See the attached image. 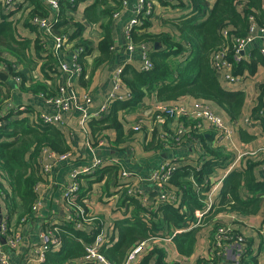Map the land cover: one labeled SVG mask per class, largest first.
<instances>
[{
    "label": "crops",
    "instance_id": "crops-1",
    "mask_svg": "<svg viewBox=\"0 0 264 264\" xmlns=\"http://www.w3.org/2000/svg\"><path fill=\"white\" fill-rule=\"evenodd\" d=\"M27 1V10L25 16L19 17L18 14L12 13L8 18L12 21H26L28 24L29 10L33 8L30 5V1ZM137 0H126V5H122L118 0H109L106 4H103L102 0H77L74 14L69 19V24H66L65 31L69 36L79 37L86 45L89 46L90 54L85 57L80 56L79 64L81 65L80 75H68L61 71L60 68L50 63L49 66H55V70L52 69L49 77L42 74L41 67L43 68L45 63L53 57L46 50H38L35 43L38 41V31L32 26L33 30L22 29L18 33L19 40L30 41L29 60L31 66L21 65V71L18 74L21 78L20 85L16 86L9 80L10 68L9 65L14 61L8 57L3 56L0 61V72L7 74L6 83L8 85L4 88L0 86V92L8 93L9 101L5 103L2 110H0V117L7 115L8 113H16V108L19 106H29L30 110L35 113H45V111L51 112L53 105L47 104L42 99L39 93L33 91V87L37 83L43 84L49 88H53L54 94L58 96L60 94V87H64L61 92L63 96H76L79 101L81 97L88 96V109L89 112H93L99 108L101 104L111 98L110 109L107 116L110 115L111 108L116 103L126 102L131 99V94L121 82L120 87L115 86L114 73L116 69L122 65V71L127 64L133 65L138 72H141L142 66V52H151L152 47L147 43L135 44L131 37V32L127 35L128 39H132L131 42L134 46V51L131 53L126 48L129 41L126 38V31L128 25L136 17L134 12V6ZM42 13L39 15H49L48 9L43 6ZM99 4L100 10L112 11L111 25L108 28V32L111 36L112 44L110 46L111 58L109 61L96 64L100 54L98 49V43L102 40L104 33L106 32L104 26H106V20H100L96 23H90L85 16L86 8L91 5ZM155 12H153V18H151V24L147 29L136 30L137 35L156 33L166 29L165 24H160V18H166L170 16V13L163 10V8L155 6ZM49 18L53 20L54 15L50 14ZM249 27L248 35L254 39L251 47L262 50L264 48V26H259L253 20ZM167 30V29H166ZM78 33V34H75ZM126 38V39H125ZM130 43V42H129ZM155 44V43H154ZM153 44V48H154ZM49 47H53V42H49ZM159 47V45H158ZM248 51V50H247ZM73 54L72 50L63 49L60 51L61 60L68 64L69 67L73 66ZM150 54V53H149ZM130 58H135L130 60ZM49 69L48 66L44 70ZM226 91L238 92L241 91L245 96V106L242 116L236 121L230 120L227 113L223 110H215L209 107L214 113H216L222 121L227 125H230L232 130V136L229 140L219 143L217 149L220 155H207L203 156L202 152H196L193 150L192 143H197L196 140L190 138L188 140L185 137L179 145L174 147H168L165 145V141H162L163 132L172 133L173 121L165 122L163 124L157 123L156 125H150L146 123L142 130L134 132L132 126L136 122L139 116L146 119L149 118L153 106L156 103L155 95H147L145 100L138 104L136 109H118L116 111L117 119L120 125H122V141H118V131L114 129H106L96 134V141L91 135L88 124L91 119L85 124V132H83L80 122L82 120L83 113L80 110L72 109L71 111L62 114V123L55 125L60 126L63 129V134L66 142L70 147L68 152V158L64 161H55V156H50L51 152H46L42 163L52 164L50 173H44L40 168L39 173L41 180L37 183V199L36 203L39 205L33 215L28 216L24 222H20L18 229L22 233V242L18 245L15 251H9L7 247L10 264H44L41 262V257L45 255L43 252L41 243V234L44 230L50 227H60L64 222L68 221L69 216L73 219L77 216L76 212H73L71 207L66 205L64 197V189L72 182L70 173L73 170H80L84 167H90L93 157L91 151L87 147V140L91 143V148L95 151L98 157L101 159L100 167L94 174L78 177L77 179V197L82 195L85 197L86 210L89 215L95 217V221L100 222L101 230L106 231L109 228L112 229L114 222L122 221L125 216H131L137 214V210L134 206H129L128 203H124L121 190L126 189V193L130 197H137L139 199V191H142L146 196V206L148 203L152 204L155 208L159 204H165L168 202L161 201L156 188L155 183L149 181L151 173L164 161L172 158H179L180 167L190 166L189 169H201L202 165L206 162H210L213 166V170L208 174L210 188L204 193H200V186L190 178L193 191L199 196H196L195 206L188 204L183 199L182 192H179L177 187L169 188L167 185L163 189V192L168 198L174 195L173 205L175 209H178V213L183 216L184 222L189 221V225L197 223V215L202 212L209 204L217 206L222 199V193H225V197L228 198V191L231 186L228 184L237 174L243 171L245 162L251 163L255 161H263L264 157H249V153L252 151H258V149L264 148V129L261 124L256 121L252 115V111L256 108L259 99V85L264 82V66L259 65L257 72L250 76L246 73V77L240 78L235 83H229L222 78H218ZM264 97V96H263ZM262 97V102H263ZM195 101L189 98H185L181 101V105H184L190 109ZM24 112H28L24 111ZM246 117H249L251 122L246 124ZM261 122V121H260ZM189 123V122H186ZM185 123V125H186ZM54 127V125L52 126ZM186 130H189L190 126H185ZM133 131V132H132ZM159 132L157 135L155 133ZM246 133V135H243ZM213 130H206L200 137L203 136L209 140V145H212L214 137ZM160 135V137H159ZM97 138H99L97 140ZM206 142V141H205ZM211 143V144H210ZM204 144V143H203ZM202 145V144H201ZM246 156L235 162L236 155L244 154ZM56 155V154H55ZM217 161V162H216ZM216 162V163H215ZM215 164L221 165L222 168H215ZM232 167L230 172L226 175L228 169ZM264 164L257 166L254 169L253 182L264 185ZM116 172L118 176H116ZM123 173H126L124 176ZM230 175V178L225 183L226 177ZM223 182L219 188L213 191L211 184H215L217 180L222 178ZM253 191H259L255 194V198H258L256 203L249 206L239 207L235 209L236 212H220L218 217H214V221H223L229 223L232 228H238L247 241V247H245L247 255L251 259H255L258 264H264V236L259 233V227L264 222V190L253 187V183L250 187H240L238 197L241 202H250L252 199L251 193ZM3 194L0 192V206L3 218L6 219L7 215L4 213L3 207ZM203 196V197H202ZM76 197V198H77ZM35 203V204H36ZM84 212V211H83ZM139 215L141 213L139 212ZM216 215V216H217ZM69 219L70 222L73 221ZM212 222L203 224L197 227L196 242L194 245L193 253L190 256L180 255L172 240L171 242H165V240L158 239L159 234L164 231H154L150 238L157 237V240L153 244L154 247L149 251L159 250L161 252V263L163 264H196L199 259L205 255L210 247L211 231L213 229ZM178 227L173 223L165 225L164 229L174 231ZM195 228V227H193ZM111 231V232H112ZM111 234V233H110ZM113 242H107V246H113L118 240L117 232L113 231ZM154 235V236H153ZM165 236H161L164 238ZM167 236L165 239L170 238ZM149 238V239H150ZM0 242L3 243L0 236ZM59 246V245H58ZM246 246V245H245ZM57 247V246H55ZM59 247L54 248L58 250ZM39 252V255L36 252ZM148 252V253H149ZM147 255V254H146ZM145 255V256H146ZM160 255V254H159ZM159 255H154L151 258L150 264H158ZM143 259V258H142ZM232 263L231 261H229ZM73 261L70 264H76ZM222 262L221 264H225ZM227 263V264H230ZM102 264V263H96Z\"/></svg>",
    "mask_w": 264,
    "mask_h": 264
},
{
    "label": "trees",
    "instance_id": "trees-1",
    "mask_svg": "<svg viewBox=\"0 0 264 264\" xmlns=\"http://www.w3.org/2000/svg\"><path fill=\"white\" fill-rule=\"evenodd\" d=\"M29 1L30 5L33 6L29 10V16L33 13L43 14L40 0ZM108 1L102 0L103 4ZM150 1L151 15L142 14L139 16L140 25L132 29L131 37L135 44L148 43L150 48L152 47L151 52H149L152 69L148 72H138L131 64H127L124 67L121 82L128 88L131 99L114 104L109 116L106 114L101 119L90 121L88 127L95 141L96 134L106 129L118 131L117 140L122 141L120 137L123 129L118 122L116 111L118 109H136L138 104L143 102L147 95L151 94L155 95L157 104L179 105L183 99L189 98L217 111L224 109L230 120L233 121H236L243 114L245 106L244 93L225 90L212 69L211 59L213 54L221 48H225L228 51V59L231 61L233 55L232 40L248 36L249 27L252 23L250 17L259 26H264V0ZM236 3H243L241 10H238ZM61 4L64 19L61 24L63 25L69 23V19L65 17V14L70 9V4L66 0H62ZM156 5L170 13V16L160 18V24H165L167 30L137 35L136 30H144L150 26V19L153 18ZM112 15V11L100 10L99 4L91 5L85 11L86 19L90 23H96L100 20L107 21L106 26H104L106 32L98 43L100 57L96 64L109 61L111 58L110 46L112 40L108 28L111 25ZM32 28L26 21L10 20L0 10V61L5 56L13 61L31 66V61L29 60L30 41L19 40L17 37L22 29L33 30ZM223 28H227L229 31L228 39L221 35V29ZM154 43L159 45L158 49L153 48ZM82 45L88 49L85 42ZM36 46L38 50L42 49L39 41H36L34 47L36 48ZM246 54L248 59L233 65L231 74L234 77L244 78L246 73L252 76L257 72L259 65L264 66V55L260 53L258 48L250 47ZM50 63L54 64L51 58H49L43 68L41 67V72L46 77H49L48 74L51 75L52 69L55 68V66L50 67ZM46 66L49 69L44 70ZM6 84L0 81L2 88L6 87ZM49 87L42 83H37L33 87V91L39 93L44 100L46 97H57L53 88ZM259 88L258 104L252 111L255 119L259 115V111L263 109L264 82L259 85ZM8 101V93L5 91L3 93L0 92V110ZM26 109L28 112H16L15 114L10 112L0 117V121L3 122L2 127H0V192H4L3 204L1 205L7 215L6 220L9 223L10 230H18L21 220H25L35 212L33 207L38 195L36 186L42 179L39 170L45 153L52 152L56 155H64L70 152V147L60 126H44L31 118L30 113L32 111H29V106H26ZM45 113H48V111H45ZM31 120L34 122L32 123ZM193 124V121L186 123V126H190L189 131H191ZM260 124L264 129V120H261ZM158 133L155 134L157 135ZM243 135H246V133H243ZM171 137V133L163 132L161 140L169 141ZM209 140L203 136L200 137V149L198 152H202L201 157L220 155V152L214 150L217 149V146L209 145ZM244 164L243 171L228 183L231 186L227 193L228 198L225 197L223 192L221 202L217 206H213L214 211L204 217L203 224L211 221L214 227L218 226L219 221H214V217L218 213L236 212L237 206L247 207L258 201V198H255V194L259 191L251 193V198L254 200L250 202L244 201V203L239 199L238 192L240 187H250L252 183L253 187L256 186L257 189L264 190V185L253 182L254 169L264 164V160L253 163L247 161ZM212 166L210 162H206L199 170L189 169L190 166L179 167L170 177L167 186L169 188L177 187L178 191L182 192L183 199L191 206H195L196 196L198 198L199 196L193 191L194 189L189 179L192 178L200 186V193L208 191L210 188L209 180L207 182L205 180L208 179V174L213 170ZM216 168L222 167L215 164L214 169ZM231 174L226 177L225 183ZM116 176H118L117 172ZM126 189L128 188L125 187V189L122 188L121 190L124 203L127 201L126 203L131 207L134 206L138 212L130 217L125 216L122 221H116L112 226H109L118 234V240L113 246H107V242L113 239L112 236H114L112 229L101 230L100 222L95 221V217L87 213L85 197L79 195L70 204L72 211L77 213V216L72 219L73 221L70 222L68 220L58 228L51 227L55 236L60 238V246L58 250H54L53 245H51L45 251L43 263L70 264L73 261L77 262L76 264L99 263L86 258L85 245H93L96 236L104 235L105 242L100 246L99 253L114 264H123L127 253L134 245L149 239L154 231H164V233L159 234V237L172 236L171 240L177 252L182 256H190L193 253L196 242L197 227L176 235H173V231L164 229L168 223H173L178 227L177 229H180L185 223L183 217L191 219L190 215H180L178 209L167 203L159 204L157 208L150 203L146 207H142L137 197L134 198L127 195ZM78 209L83 210L87 215L86 220L79 215ZM139 212L141 215H139ZM234 230L244 237L243 247H247L245 236L239 232L238 228H234ZM110 242H113V240ZM246 254L248 253L246 252ZM246 254L242 260L244 264H258L255 259L248 257L250 254L247 257ZM154 255H159L157 263L163 264L161 263L162 257L159 250L147 253L140 264H150ZM221 262L220 258L216 256L211 264H221ZM196 264H206V262L203 259H199Z\"/></svg>",
    "mask_w": 264,
    "mask_h": 264
},
{
    "label": "built area",
    "instance_id": "built-area-1",
    "mask_svg": "<svg viewBox=\"0 0 264 264\" xmlns=\"http://www.w3.org/2000/svg\"><path fill=\"white\" fill-rule=\"evenodd\" d=\"M62 0H40L45 8L48 9L49 15L53 14L54 18L51 20L49 15H39L37 13H33L28 16V22L38 31V41L39 45L42 46L43 50H46L50 53V55L54 59V65L60 68L61 71L65 72L68 75H80L82 69L79 64V58L81 55L84 57L87 54H90L89 46L86 49L82 44L83 40L79 37H71L68 35L67 31H65L66 24L63 23V7L61 4ZM70 4V9L66 12L65 17L68 19L72 17L74 14V9L77 0H66ZM122 5H126V0H118ZM238 6V10H241L243 3H236ZM146 6V7H145ZM151 1L150 0H138L137 4L134 7V12L136 13V17L127 27L126 38L130 42L126 45V48L131 53L134 51V46L127 35L129 32L135 27L140 25L139 16L149 15V11L151 10ZM73 9V10H72ZM0 10L4 12L5 15H10L12 13L18 14L19 17L25 16V11L27 10V1L26 0H0ZM250 20H253L250 17ZM264 33V29H263ZM78 34V33H75ZM221 35L225 38H229V31L227 28L221 29ZM125 38V39H126ZM254 39L250 35L244 38H234L232 40V58L231 61L228 59V51L225 48H221L218 52L213 54L211 59L212 69L218 78H222L224 81L229 83H235L240 80V78L234 77L231 74V69L234 64L239 63L242 60L248 59V55L246 54L247 50L251 47ZM49 42H53V47H49ZM63 49L72 50L73 54V66L69 67L67 63L63 62L60 57V51ZM260 53L264 55V48L260 50ZM8 55V54H7ZM9 58V57H8ZM11 59V58H10ZM134 60L135 58H130V60ZM142 66L141 72H148L152 69V62L149 58V53L146 51L142 52ZM21 63L14 61L10 64V75L9 80L13 82L16 86L20 85L21 78L18 75L21 71ZM121 75H122V65L116 69L114 73V81L115 86L120 87L121 85ZM8 83L6 84V86ZM64 90V87H60V94L55 98H45V102L47 104L53 105V110L48 113H35L31 112V118L41 123L44 126H53L57 123H62L61 117L62 114L72 109H77L82 111L83 116L80 122V126L85 132V124L91 119L99 118L101 119L104 115H106L110 109L111 98L106 99L99 108L95 109L93 112H89L88 102L89 97L83 96L81 97V101L77 99L76 96H63L61 92ZM40 97H42L40 95ZM26 107L21 106L16 108V112H24L26 111ZM256 121L260 123L261 120H264V97H263V109L259 111V115L256 116ZM33 120L32 123L34 122ZM173 121L174 125L172 127V137L169 141H165V145L168 147H174L179 145L180 142L187 137L188 140L193 138L197 143H192L193 150L198 152L200 149L199 144V136L202 135L206 130H213L214 137L212 140V145L217 146L219 143L227 141L232 136L233 128L230 125H226L222 119L214 113L207 105L195 102L193 106L188 109L184 105H167V104H155L151 113L149 114V118L146 119L142 116H139L132 126V130L134 132H139L142 130L143 126L146 123L150 125H156L157 123H165ZM193 121L194 124L191 126V131L186 130V122ZM246 124H250L251 120L249 117H246ZM2 123L0 121V127H2ZM90 142L87 140V147L91 151L93 161H91L90 167H84L80 170H73L69 175L72 179V182L67 185L64 189V197L66 205L70 207V204L74 202L77 197L78 186L76 184L78 177H84L88 175H92L95 171L100 167L101 159L97 156L95 151L91 148ZM50 156H55V161H64L67 160L68 154L64 155H55L51 152ZM246 156L244 154L236 155L235 162L239 159H242ZM249 157H264V148L258 149V151H252L249 153ZM180 167L179 158H172L170 160H164L150 175L149 181L155 183L159 198L161 201L168 202L167 204H171L174 202V195L168 198L167 195L163 192V189L167 185L172 174ZM40 168L44 171V173H50L52 169V164L42 163ZM232 167H230L226 173V175L230 172ZM264 171V168H263ZM125 176L126 173H123ZM224 175L222 178L217 180L215 184L212 185L213 191L217 190L221 183L223 182ZM76 180V182H75ZM147 195V194H146ZM142 191H139V202L142 207H146V196ZM39 203H36L33 207V211L36 210V207ZM79 215L82 216L84 220H86L87 215L83 212V210L78 209ZM214 211L212 204H209L206 209L200 212L197 215V223L194 225H189V221L184 223V226L180 229L174 231L173 235L180 234L183 232H187L196 226L203 225V219L205 216L210 215ZM215 216V218H217ZM69 219H72L69 216ZM68 219V220H69ZM25 220H21L24 222ZM218 226H213L210 237V247L202 259L206 262V264H211L214 257H219L223 262L232 263L230 264H238L236 261L237 253L240 255L241 264H244L242 260L245 258L246 249L243 247V243L245 241L244 237H242L239 233L235 232L234 228L229 223H224L220 221ZM78 225V224H77ZM55 230V229H53ZM259 233L264 236V222L259 227ZM0 236L2 237L3 243L0 242V264H10L8 252L6 251L7 247L9 251H15L18 245L22 242V233L18 230H10L9 223L6 219H2L0 224ZM41 243L43 252L49 249L51 245L54 248L60 246V238L55 236V233L52 232L51 227L44 230L41 234ZM165 240V242H171V238H161L158 236V239ZM157 240V237H153L147 240H143L138 244L134 245V247L127 253L126 259L123 264H140L142 258L154 247V243ZM105 242L104 235H98L95 238V243L93 245H85V250L87 253L86 258L95 260L96 262L102 264H114L104 258L102 254L99 253L100 246ZM59 245V246H58ZM57 246V247H55ZM39 255V252H36ZM248 255L246 254V257ZM41 262H44V257H41ZM221 262V263H222Z\"/></svg>",
    "mask_w": 264,
    "mask_h": 264
},
{
    "label": "water",
    "instance_id": "water-1",
    "mask_svg": "<svg viewBox=\"0 0 264 264\" xmlns=\"http://www.w3.org/2000/svg\"><path fill=\"white\" fill-rule=\"evenodd\" d=\"M154 49H158L157 43L154 44ZM6 79H7V74L5 72H0V81L5 82ZM2 218H3V215H2L1 206H0V224L2 222Z\"/></svg>",
    "mask_w": 264,
    "mask_h": 264
},
{
    "label": "rangeland",
    "instance_id": "rangeland-1",
    "mask_svg": "<svg viewBox=\"0 0 264 264\" xmlns=\"http://www.w3.org/2000/svg\"><path fill=\"white\" fill-rule=\"evenodd\" d=\"M137 2H138V0H137ZM136 4H137V3H136ZM136 4H135V5H136ZM134 7H135V6H134ZM150 7H151V6H150ZM151 13H152V11L150 10V11H149V15H151ZM87 46H88V45H87ZM236 253H237L236 261H237L238 264H241L240 255L238 254V252H236Z\"/></svg>",
    "mask_w": 264,
    "mask_h": 264
},
{
    "label": "clouds",
    "instance_id": "clouds-1",
    "mask_svg": "<svg viewBox=\"0 0 264 264\" xmlns=\"http://www.w3.org/2000/svg\"><path fill=\"white\" fill-rule=\"evenodd\" d=\"M5 82H6V81H5ZM5 82H4V83H5Z\"/></svg>",
    "mask_w": 264,
    "mask_h": 264
}]
</instances>
